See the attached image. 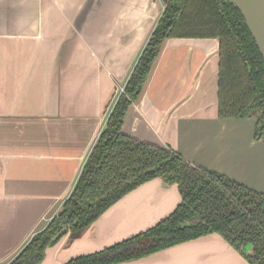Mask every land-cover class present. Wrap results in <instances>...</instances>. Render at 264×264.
I'll return each mask as SVG.
<instances>
[{"label": "crops", "instance_id": "1", "mask_svg": "<svg viewBox=\"0 0 264 264\" xmlns=\"http://www.w3.org/2000/svg\"><path fill=\"white\" fill-rule=\"evenodd\" d=\"M126 4L0 0V264L62 208L162 12L154 22V0ZM218 46L212 36L165 38L123 129L264 192V138L255 135L254 116L218 114ZM180 200L175 183L146 180L77 235L61 236L40 264L129 237ZM113 264L250 263L212 232Z\"/></svg>", "mask_w": 264, "mask_h": 264}, {"label": "trees", "instance_id": "2", "mask_svg": "<svg viewBox=\"0 0 264 264\" xmlns=\"http://www.w3.org/2000/svg\"><path fill=\"white\" fill-rule=\"evenodd\" d=\"M217 37L218 114L255 118L264 138V60L240 10L230 0H164V8L108 114L62 208L6 264H40L63 227L89 225L120 196L160 177L175 183L181 200L152 226L63 264H113L217 232L250 264H264V192L215 169L190 162L177 150L123 129L130 104L142 91L167 37ZM251 243L252 250L244 246Z\"/></svg>", "mask_w": 264, "mask_h": 264}, {"label": "water", "instance_id": "3", "mask_svg": "<svg viewBox=\"0 0 264 264\" xmlns=\"http://www.w3.org/2000/svg\"><path fill=\"white\" fill-rule=\"evenodd\" d=\"M241 12L245 23L263 57L264 60V0H230ZM84 228V227H83ZM82 228V229H83ZM82 229L69 231L63 227L53 237L60 238L68 231L71 235H77Z\"/></svg>", "mask_w": 264, "mask_h": 264}, {"label": "rangeland", "instance_id": "4", "mask_svg": "<svg viewBox=\"0 0 264 264\" xmlns=\"http://www.w3.org/2000/svg\"><path fill=\"white\" fill-rule=\"evenodd\" d=\"M93 0H91L92 2ZM127 0H124V6L125 7H129V4H126ZM136 6V5H135ZM134 6V7H135ZM154 6H155V18H154V22L155 19L157 18V16L159 15V13L163 10L164 8V0H154ZM91 10H94V8L91 7ZM153 22V23H154ZM124 85V84H123ZM119 89V88H118ZM118 91V90H117Z\"/></svg>", "mask_w": 264, "mask_h": 264}, {"label": "built area", "instance_id": "5", "mask_svg": "<svg viewBox=\"0 0 264 264\" xmlns=\"http://www.w3.org/2000/svg\"><path fill=\"white\" fill-rule=\"evenodd\" d=\"M122 91H124V85L120 86L119 89H118L119 93L122 92Z\"/></svg>", "mask_w": 264, "mask_h": 264}]
</instances>
